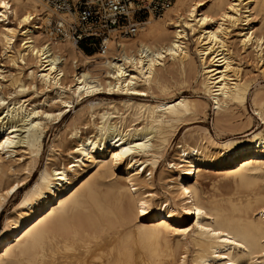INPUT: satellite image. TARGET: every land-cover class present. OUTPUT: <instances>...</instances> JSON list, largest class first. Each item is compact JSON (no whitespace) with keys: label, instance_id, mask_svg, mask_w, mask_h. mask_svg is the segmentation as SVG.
Wrapping results in <instances>:
<instances>
[{"label":"bare ground","instance_id":"obj_1","mask_svg":"<svg viewBox=\"0 0 264 264\" xmlns=\"http://www.w3.org/2000/svg\"><path fill=\"white\" fill-rule=\"evenodd\" d=\"M45 13L37 0H0L2 55L20 70L0 69V80L9 79L14 95L38 84L49 106L39 112L0 96V214L24 191L0 231V264H264V129L248 123L223 140L202 128L183 134L170 171L160 172L169 198L156 201L152 191L178 129L208 107L177 86L197 74L222 124L235 118L233 108L245 110L257 81L242 75L233 41L254 54L264 76V0H175L134 37L110 32L91 57L43 33ZM166 64L178 82L164 79ZM100 93L106 98L96 99ZM154 94L160 98L146 100ZM83 98L70 161L47 158L30 185L49 124ZM250 100L264 126V91L255 88ZM85 117L94 134L81 138ZM211 172L218 177L209 189L203 178Z\"/></svg>","mask_w":264,"mask_h":264},{"label":"rangeland","instance_id":"obj_2","mask_svg":"<svg viewBox=\"0 0 264 264\" xmlns=\"http://www.w3.org/2000/svg\"><path fill=\"white\" fill-rule=\"evenodd\" d=\"M43 33H45V32L43 31ZM233 46H234L235 58H236V61L241 68L242 75L248 79L252 78L255 81H257L250 88L251 90H250V94H249L248 99H247V103L245 105V110H242L241 108H233V111L234 110L235 111L232 112L231 116H234L236 114L234 116L235 118L231 117V120H229V122L222 124V122L216 121L215 118H217L218 116L217 115H216L217 117L215 116L214 112L212 111L211 104L207 101V98L204 97L202 95V92L198 89L200 79H199L197 74L192 75L191 77H188L189 78V80H188L189 84L188 83L185 84L184 86H182V88L180 86H177L176 90H179V92H181L182 95H184V96L187 95V97L191 96L190 98H194L197 100L200 99V101L204 100L203 102H207L208 107L205 110V116L203 114H200L198 119H196L195 121H190L189 123L186 124V126L180 127L178 129L177 136L174 138V140L170 143L169 147L167 148V150L164 154L163 161H162L160 167L156 170L155 175H154L152 191H154V193L157 195V197L155 198L156 201L163 200L165 197L169 198V195L165 191L166 190L165 183L167 182L166 178L162 179L160 177V172H161V170H163V168H165V170H166L165 172L170 171L169 169H166V163L170 159H172L173 148L176 145V143L181 139L183 134L188 133V132H193V131H199L202 129H207L213 138H216L218 140H223V139L230 137L232 134H236V133L240 132L241 130L245 129L248 126V123H250V126L253 127L254 130L260 131V130L264 129V126H262L261 120L257 116H255L253 113V106H252V103L250 100L251 93L254 91L255 88L264 91V76H262L259 73V71H257V66H258V68H261V66L259 64L257 65L256 59L254 58L255 56L251 51L243 52L240 49L236 40L233 41ZM188 47H189L191 56L194 58L196 68L198 70V60L195 57L194 52H193V50H194L193 42H191V41L188 42ZM86 48H88V47H86ZM78 49L89 57L94 56V54L99 52V50H96L93 47L88 48V50L90 51L91 54H87L86 52H84L81 46H78ZM1 55H2V50L0 47V69L2 70L1 73L4 76L14 75V74H17L18 72H20V70L17 67L13 66L12 63L6 57H4L3 55L1 56ZM97 62H98V60H97ZM91 63H93V62H91ZM92 65L93 64H89L88 68H92ZM68 66L70 67V65H68ZM167 66H169V67H167ZM28 68H24L23 71H21L23 75L26 76V74L28 73V71H27ZM81 69L82 68H80L78 70V72H80ZM162 72L164 74V79L166 77L167 82L169 81L168 83L173 84L176 81L178 82L179 77H178L174 67L170 66L169 64H166V67ZM166 72H167V74H166ZM254 76H256V77H254ZM172 79H174V80H172ZM23 80L27 85L29 80L25 77L23 78ZM36 89L37 90L32 89V88H28L23 94L14 95L15 90L11 86L9 79H6L4 81L0 80V96H2L5 99V105L9 104L13 101H16V100H21L23 98L22 100L26 101L25 106L27 108L33 107L37 110L39 109L38 111L41 112V110H45L49 106L47 104L46 105L42 104L44 97H43L42 93L40 92L38 84H37ZM179 92L178 91L175 92L176 95L174 96L173 99L179 97V95H180ZM49 96L51 97L52 95H49ZM156 97L160 98L159 96L154 94L153 96L146 98V100L149 99L147 101H152ZM95 98L98 100L105 99L106 95L104 93H100ZM142 99H145V98H142ZM85 100H86L85 98L79 99L77 102H74L73 105L69 106L67 109L64 108L63 112H62L63 113L62 117H60V119H57V120H55L49 124V126L46 130L45 137L43 138L42 155L38 161L37 169L31 177L30 185H32L33 182L37 179L39 171L44 167V164L46 163L47 158L50 157V160L48 161L50 163L51 162L57 163V164L61 163L64 165H66L70 161L67 154L72 151V149L74 148V145H75V139L71 138V136H70L71 129H72V123H73V121H75L73 115L76 111L80 110L83 107V105L85 104ZM54 105H57V103ZM4 106L1 108H4ZM11 117H12V115H10L9 118L6 117L5 119L10 120ZM248 118L250 119L249 122L247 121ZM90 122H91L90 120L88 121V117H85V119L81 122L78 136H80L81 138H84L85 136H92L94 134L93 129H92V125H90ZM86 124H88V125H86ZM223 125L226 127L228 126L227 127L228 129L226 127H225L226 128L225 129ZM52 142L55 143L56 147H55L54 153L49 154L48 153L49 146L51 145ZM26 157L27 156L25 155L21 160L25 161ZM21 162L22 161H20V163H18V162L15 163L14 168L18 169L19 165H17V164H21ZM145 175H147V174H145ZM205 175H207V174H205ZM212 175L213 174L211 172L210 174L208 173V176H209V177L207 176L208 178L206 176H205V178H203V183L207 186L209 185V189H210V184L212 182L217 181V177H218L216 173L213 175L214 177L216 176L215 178L214 177L212 178ZM18 176H19V179L24 178L25 177L24 172H22V171L19 172L17 174L16 178H18ZM207 179H209L210 181ZM213 179H215V180H213ZM12 180H14V178ZM12 180H9V182H12ZM23 193H24V191L22 190L16 196L11 198L9 200L7 206H6V209L0 214V231L2 230V225H3V222H4L6 215L12 211L15 203H17L20 200Z\"/></svg>","mask_w":264,"mask_h":264},{"label":"built area","instance_id":"obj_3","mask_svg":"<svg viewBox=\"0 0 264 264\" xmlns=\"http://www.w3.org/2000/svg\"><path fill=\"white\" fill-rule=\"evenodd\" d=\"M45 9L42 30L53 39L102 50L110 32L134 37L149 16L159 17L175 0H37Z\"/></svg>","mask_w":264,"mask_h":264},{"label":"trees","instance_id":"obj_4","mask_svg":"<svg viewBox=\"0 0 264 264\" xmlns=\"http://www.w3.org/2000/svg\"><path fill=\"white\" fill-rule=\"evenodd\" d=\"M82 49L84 52H86L87 54H91L90 51L88 50V48H86L84 45H81Z\"/></svg>","mask_w":264,"mask_h":264}]
</instances>
